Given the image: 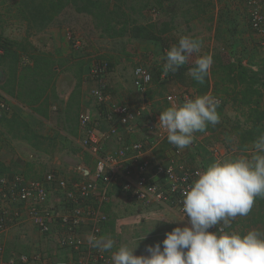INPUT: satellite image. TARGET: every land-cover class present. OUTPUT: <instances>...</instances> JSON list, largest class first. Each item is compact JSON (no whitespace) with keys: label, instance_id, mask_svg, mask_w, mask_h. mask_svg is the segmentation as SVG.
<instances>
[{"label":"crops","instance_id":"obj_1","mask_svg":"<svg viewBox=\"0 0 264 264\" xmlns=\"http://www.w3.org/2000/svg\"><path fill=\"white\" fill-rule=\"evenodd\" d=\"M148 1L151 0H146L147 3ZM155 1L159 9L153 7V11L155 14H159V17H148V22L166 19L169 13L173 15V22L170 31L162 32L155 39L157 41H145L147 43L142 48L149 51V56H161L162 52H166L167 47H171V45H168V40L172 35L171 32L179 30V28H186L188 36L200 38L202 42L200 53L193 54L185 65L181 66L176 73H173V78L178 83L163 96L169 105L167 108L173 105L167 100V97L171 94L178 95V105L184 102L186 96H190L191 99L199 96V89L193 83L190 69L195 66V60L200 55L206 54H211L214 61L208 75L210 89L206 94L213 95L212 93L216 89L218 92L231 93L230 100L235 98L233 96L235 86L229 81V70L226 68L225 62L230 59L234 61V56H243L247 53L246 49H242L241 46L235 44L236 41H248L245 33H239L246 28L247 21H245L243 14L245 10L248 12L249 17L246 0ZM177 18H180L183 22L180 27ZM161 28L163 27L159 24V29ZM69 39L56 38L54 42L50 40L48 44L56 49L51 51L52 53L50 52L49 55L42 53L44 56L39 50L37 51L38 54L35 53L34 49L30 48L31 45L28 46L29 43H26V53L23 54L19 51L18 60L12 56L13 51L17 52L16 45L13 47L8 46L7 53H3V50L0 49V96L11 107V111L0 118V177L20 173L28 179H41L47 173L53 171L69 180H73L83 177L88 170L93 169L95 157L90 149L83 146L81 142L82 133L78 116L80 111L87 110L94 119L102 121V130H107L109 126L104 117L106 107L99 105L91 95L92 89L97 86V80L91 76L93 64L99 59H106L94 55L87 56L85 51L74 48L72 40ZM134 39L140 38L133 37ZM173 40H177L178 43L179 39L175 38ZM256 41L259 46L264 47L258 39ZM34 56L38 57L37 63H34ZM112 57L115 58V55ZM164 57L159 58L165 60ZM116 58L119 59L118 56ZM107 61L110 62V69L106 79L113 98L120 103L128 104L130 107L137 109L135 105L127 102L129 99H126V96L129 93V88L147 93V90L152 87V83L145 90L138 89L133 84L132 72L130 87L118 73H115L116 67L113 66L112 61ZM158 72L160 73L159 78H161L163 76V65L160 66ZM170 78H172L171 72L165 75V79H163L166 81ZM149 91L148 101H145V105L140 108L142 109V115L133 124L134 129L132 132L125 131L124 142L144 141L146 143L143 153L145 157L152 160H165L173 154L176 146L168 142L166 131L159 126V117L162 111L148 113L150 109H153L155 103H162L160 102L162 101L160 100L161 94L158 91L153 89ZM40 94L41 97H39ZM215 97H219L222 103L224 102L218 108L226 105V98L223 95ZM148 104L149 108H147ZM226 106L232 109L230 103ZM220 129L216 132L219 133ZM162 131V136H159ZM216 132L211 134V132L206 131V133L196 132L193 134L194 145L198 146L200 144V149L208 150L210 153L208 157H204L199 150V154H194L192 157L193 150L188 146L182 149L183 154L180 160L192 167H198L202 163L203 169H205L216 160L234 158L241 154L250 153V147L245 150L238 148L237 136L236 138L232 137V144H230L231 142L228 143V130L225 129L223 133L220 132L223 139H219V141ZM117 146H119V143L111 140L107 142L105 150ZM191 146L193 145L191 144ZM189 155L190 160L188 159ZM207 158L209 159L207 160ZM76 163L79 164L75 166ZM114 193L124 196L120 188L116 186L111 189L110 195ZM124 199L127 201L125 196ZM260 199L264 198L257 197L254 204L259 205ZM109 200L102 207L107 217L106 211L110 207ZM0 201V209L5 206L14 215L13 222H10L5 231L0 232V246L4 247V254L0 259L3 258L7 261L14 259L17 262L16 264H23L19 263V257L22 254H41L42 260H32L26 264H56L57 261H69L76 256V252L61 248L58 243V238L62 232L60 223L53 226L51 233L56 240L47 241L50 244L49 246L44 245V237L42 236L44 234L34 225V236L31 237L32 241L34 240V245H31L29 243V237L32 235L31 231L26 234L22 227L28 228L34 222L24 209L23 204L19 205L4 201L1 195ZM48 203L58 211H63L66 206L63 192L51 189ZM163 211L165 212L163 213L164 217L159 222L163 225V230L166 229V232H170L177 226L183 227L188 223L186 219L179 221L184 217L173 208L164 207ZM137 215L141 216L143 213ZM126 220L128 219L126 218ZM263 223V220L253 222V217L250 215L237 217L232 221L231 230L240 233L247 232L250 229L264 230ZM115 224L107 219L102 225L100 235V237L112 238L115 241V247L112 251H115L121 245V241L119 242L118 239L120 235ZM87 233L88 226H85L82 230L81 239L85 240ZM24 243L30 244V246H27L29 252L24 251L26 250L23 246ZM19 250H22V253ZM112 251L107 253L111 256ZM134 254L139 255L136 249Z\"/></svg>","mask_w":264,"mask_h":264},{"label":"built area","instance_id":"obj_2","mask_svg":"<svg viewBox=\"0 0 264 264\" xmlns=\"http://www.w3.org/2000/svg\"><path fill=\"white\" fill-rule=\"evenodd\" d=\"M263 3L264 0H246L249 25L262 45H264ZM70 38L74 48L83 47L80 38L72 35ZM109 69L107 60H97L91 70L92 78L97 80V86L92 89L91 95L99 105L106 107L104 117L109 123L107 130H102V121L94 119L87 110L80 111L78 116L82 133L81 142L95 157V165L87 176L69 180L52 171L41 179H28L20 173L0 177L2 200L23 204L41 233H51L56 223L62 226L58 243L61 248L76 252V256L69 261H57L56 264H112L111 256L107 252L91 247L86 239H81V234L83 228L88 226L87 235L94 234L97 238L100 237L102 225L108 219L102 207L109 200L113 187H119L128 201L173 208L184 217L182 204L184 193L197 173L204 170L202 163L198 167H192L181 161L183 151L177 147L165 160H152L143 155L146 146L144 141L124 142L125 131H133V124L142 115V109H134L113 98L106 79ZM162 77L165 79L164 74ZM152 81L153 75L147 67L138 65L134 68L133 84L138 89L145 90ZM184 98L191 99L190 96ZM216 98L222 104V100ZM167 100L173 105H178L179 102L176 94L169 95ZM10 111V105L0 96V116ZM162 134L163 131L159 136ZM111 140L119 143V146L105 150L107 142ZM51 189L63 192L66 205L63 211L49 205ZM13 220L14 215L9 209L2 207L0 232L5 231ZM217 227L223 228V225ZM209 231H216V227ZM3 254L4 247L0 246V258ZM19 258V263L23 264L32 260H42L41 254H22ZM16 263L14 259L8 261L0 259V264Z\"/></svg>","mask_w":264,"mask_h":264},{"label":"clouds","instance_id":"obj_3","mask_svg":"<svg viewBox=\"0 0 264 264\" xmlns=\"http://www.w3.org/2000/svg\"><path fill=\"white\" fill-rule=\"evenodd\" d=\"M201 47L200 38L181 36L166 51L163 74L176 73ZM213 62L211 54L200 55L190 69L192 79L203 84ZM219 104L211 94L186 99L160 112L159 126L170 144L185 149L194 133L220 122ZM257 197L264 198V133L254 139L249 154L216 160L197 173L182 201L184 218L179 221L187 218L188 223L167 232L162 242L147 245V255H135L137 246L127 244L112 251V238L88 234L85 239L93 248L112 251V264H264V230H231L233 220L249 215ZM214 226L216 231H209Z\"/></svg>","mask_w":264,"mask_h":264},{"label":"rangeland","instance_id":"obj_4","mask_svg":"<svg viewBox=\"0 0 264 264\" xmlns=\"http://www.w3.org/2000/svg\"><path fill=\"white\" fill-rule=\"evenodd\" d=\"M20 1L21 0H0V37L2 41L11 40L14 42H27L29 43L28 46L31 45L30 48H33L35 53L39 50L41 54L44 53L46 55H49L51 51L56 49L52 48L50 44H48L50 40L54 42L56 38L69 39L70 35H72L73 37H78L83 42V47L81 48V50L85 51V54L87 56H100L103 59L112 61L113 66L115 65L116 67L115 73H118L122 77V80L125 81L127 85H130V87L132 84V72L134 71V68L137 65L141 64L147 67L153 75L152 87L147 90V93L138 91L137 89L136 91L134 88H129V93L126 96V99H129L127 102L135 105L136 108H141L143 105H145V101H148L147 99L149 98L150 94L149 90L153 89L161 94L160 100L162 101L160 102L162 103H155L153 109H150L148 113H159V111H164L167 109V106L169 105L166 103V100L163 98V96L166 95V93H168V91H170L172 88H174V86L177 85L178 82L177 80H174L173 73H171L172 78L166 81H164L162 76L161 78L157 77V72L159 71L160 66L165 63V60H162L159 57H164L166 52H162L161 56H149V51L143 50L144 44L147 43L145 41L157 40L143 38L133 40V38L128 36L127 34L122 36L113 35V31H106V26L109 22L108 17H106L105 19H98L92 15L84 13L79 14L75 11L72 12V15L66 18L67 21H64V23L60 24L54 21L50 23V25L48 24V26L46 25L44 27H41L35 25L31 28H28V23L25 19V13L22 12L19 4ZM104 1H106L111 6H114V8H116V11L118 12V14L114 15L115 19L113 18V20L110 21L111 26L113 25L115 29H120L122 27L124 23L123 19H125L126 17L135 18L139 23L143 24L148 23V17H159V14H155L153 11V7H157L159 9L155 0L148 1V3L146 2V0ZM117 4H120L121 8L117 6ZM243 14L245 21H247L245 24L246 28L242 29V31H240L239 33H245V37L248 38V41H236L235 44L236 46H241L242 49L247 50L246 55H243L242 58L250 62L249 74L251 75L253 71V73H255L258 67L263 66L259 69H264V47L259 46L256 41L257 39L255 33L249 25L248 12L245 10ZM119 15H121V17ZM58 19L62 20V18ZM177 21L180 27L181 23L183 22L180 20V18H177ZM187 31L188 30L186 28H179V30L171 32L172 35L170 36V40L172 41L168 40V45L173 46L174 44H177V40L173 39H179L181 36L187 35ZM168 49L169 48L167 47V50ZM114 55L115 58H111V56ZM117 56L119 59L116 58ZM256 72H260L259 75L257 74L258 79H261L259 80L258 86L264 87V71L262 72L261 70H259ZM217 94H221L226 98V105H229V103L231 104L230 107L232 109H230L226 105H224L225 107L222 106L224 111L222 112L220 118L221 129L219 128L221 133H223L225 129L228 130V135L230 136V138H228L229 140L227 139V141L228 143H230L233 140L232 137L236 138V129L238 128V126L241 128L250 126V123H248L247 120V110H245L242 107L241 103H239L240 101L237 100L238 97L235 96L237 99L233 98L230 100L231 95L227 92L217 91ZM239 107L241 110L239 109ZM262 107L264 109V100L262 101ZM147 108H149V104ZM220 132L216 134L219 137L218 141L219 139H223ZM191 144L194 146L193 149V146L190 145V148H192L193 150L192 157L194 154H199L198 150L204 157L209 156V151L207 150L208 152H206L203 149H200V144H198V146L194 145L195 142H192ZM230 144H232V142ZM249 145L251 149L252 143ZM189 158L190 155L188 159ZM208 159L209 158H207V160ZM78 164L79 163H76L75 166H77ZM109 201L110 207L109 210L106 211V213L108 214V219H110L111 222L116 223L115 227L120 235V237H118L119 242L121 241L120 244H127L129 247L137 246L136 252H138L139 255H147V245H154L156 242L163 241L167 232L165 231L166 229L163 230V225L159 221H161L162 217H164V206L158 204L146 206L144 204H138L133 201H126V199H124V196L116 195V193L110 195ZM154 212H156V214H154ZM142 213L143 215L141 216L137 215ZM249 215L253 218L263 219L264 206L260 207L258 204H254ZM126 218L128 220H126ZM22 230H25L26 234L31 231L32 235L29 237V243H31V245H34V240L32 241L31 239V237L34 236V224L32 223V226H28V228L22 227ZM42 236L44 237L43 242L45 246L50 245L47 241L51 239H53L54 241L56 240L53 238L52 233L44 234ZM144 236H146L145 239H143ZM23 246L24 248H26V250L24 251L29 252L27 246H30V244L24 243ZM19 252L22 253V250H19Z\"/></svg>","mask_w":264,"mask_h":264},{"label":"trees","instance_id":"obj_5","mask_svg":"<svg viewBox=\"0 0 264 264\" xmlns=\"http://www.w3.org/2000/svg\"><path fill=\"white\" fill-rule=\"evenodd\" d=\"M20 7L23 13H25V19L28 23V28L33 27L35 25L44 27L50 25V23L56 21L58 23H64L67 21V17L72 15V12L76 13H84L92 15L98 19L108 17V25L106 26V31H113V35H125L127 34L130 37L135 38H143V39H156L163 32H168L172 28L173 15L171 13L168 14L166 19H160L156 21H151L148 23H139L135 18H125L123 19L124 23L120 29H115L113 25L111 26L110 21L115 19L114 15L118 14L116 8L111 6L104 0H21ZM117 6H121L117 4ZM121 8V7H120ZM126 15V14H125ZM113 16V17H112ZM121 17V15H119ZM57 18V19H56ZM58 18H62L58 19ZM56 24V23H53ZM159 24L162 25L163 28L159 29ZM27 42H14L11 40L2 41L0 37V49L3 50V53H7L6 49L8 46H15L17 48V52H12V56L14 59L19 58L20 52L26 53L27 50ZM20 51V52H19ZM242 56H234V61L230 58L229 61L225 62L229 70V81L235 86L234 95L238 97L239 103H241L242 107L247 110V120L250 123V126L241 128L238 126L237 130V138H238V148L245 150L248 148L256 137L260 134L264 133V109L262 107V101L264 100V87H259V80L257 77L256 71L264 69L258 67L255 73L249 74L250 62L246 59H240ZM38 57L34 56V63H37ZM110 64V62H109ZM157 77H160V73L158 72ZM193 83L198 86L199 96L206 94V92L210 89V84L208 81V76L205 78V82L200 84L193 80ZM213 95L222 96L217 94V90H214ZM231 94V93H230ZM232 95V94H231ZM41 97V94L40 96ZM224 103V102H223ZM222 103V104H223ZM221 106V105H220ZM224 106V105H222ZM217 112L221 118V114L223 112V107L217 108ZM245 113V112H244ZM221 126V119L218 124L215 126L208 125L206 130L201 133H206V131L211 132V134L215 133ZM227 133V132H226ZM217 134V132H216ZM228 138L230 136L227 134ZM204 148V147H201ZM205 150V149H204ZM206 151V150H205ZM208 152V151H206ZM259 206H264V199H260ZM264 221L263 219L253 218V222Z\"/></svg>","mask_w":264,"mask_h":264},{"label":"water","instance_id":"obj_6","mask_svg":"<svg viewBox=\"0 0 264 264\" xmlns=\"http://www.w3.org/2000/svg\"><path fill=\"white\" fill-rule=\"evenodd\" d=\"M90 170H88L87 174H85L86 176L89 174Z\"/></svg>","mask_w":264,"mask_h":264}]
</instances>
